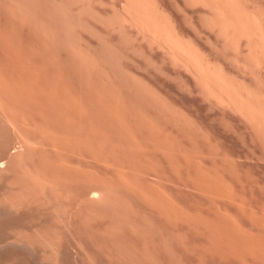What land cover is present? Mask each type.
<instances>
[{"label":"rangeland","instance_id":"374dc122","mask_svg":"<svg viewBox=\"0 0 264 264\" xmlns=\"http://www.w3.org/2000/svg\"><path fill=\"white\" fill-rule=\"evenodd\" d=\"M147 1L242 76L209 9ZM128 4L0 0V264H264L262 152Z\"/></svg>","mask_w":264,"mask_h":264},{"label":"bare ground","instance_id":"6f19581e","mask_svg":"<svg viewBox=\"0 0 264 264\" xmlns=\"http://www.w3.org/2000/svg\"><path fill=\"white\" fill-rule=\"evenodd\" d=\"M197 1L211 12L208 22L223 38L225 48L234 54V64L242 76L206 63L194 51L183 47L147 0H129L134 9L131 18L151 39L163 44L173 57L185 63L215 106L240 117L264 156V7L253 0ZM247 78L254 85L249 84Z\"/></svg>","mask_w":264,"mask_h":264}]
</instances>
